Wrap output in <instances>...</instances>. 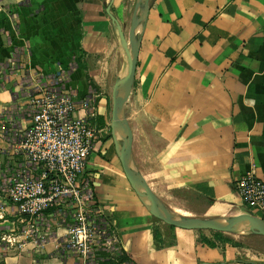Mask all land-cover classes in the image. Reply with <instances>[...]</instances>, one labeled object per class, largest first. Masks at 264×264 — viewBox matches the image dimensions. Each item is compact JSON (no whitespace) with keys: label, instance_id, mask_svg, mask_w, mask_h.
<instances>
[{"label":"crops","instance_id":"obj_1","mask_svg":"<svg viewBox=\"0 0 264 264\" xmlns=\"http://www.w3.org/2000/svg\"><path fill=\"white\" fill-rule=\"evenodd\" d=\"M110 1L0 0V115L41 76L58 72L79 99H92L100 141L87 171L124 264H264V252L255 256L208 238L213 247L196 230L157 220L126 178L111 129L109 82L122 78L128 57L106 11ZM136 3L112 0L126 36ZM149 6L124 115L133 132L131 163L177 217L244 214L236 182L250 171L264 180V0H150ZM19 161L0 136V264H84L67 250L59 219L44 229L45 243L27 239L19 248L4 240H24L4 191L6 168Z\"/></svg>","mask_w":264,"mask_h":264},{"label":"built area","instance_id":"obj_2","mask_svg":"<svg viewBox=\"0 0 264 264\" xmlns=\"http://www.w3.org/2000/svg\"><path fill=\"white\" fill-rule=\"evenodd\" d=\"M94 119L92 99H79L61 72L41 76L17 107L0 115V136L21 157L6 168L4 191L21 218L19 235L24 240L9 235L4 238L8 244L21 248L27 239L45 243L44 229L59 219L66 226L67 250L84 264L122 256L118 235L87 171L100 141ZM236 190L244 214L264 222V180L247 172Z\"/></svg>","mask_w":264,"mask_h":264},{"label":"water","instance_id":"obj_3","mask_svg":"<svg viewBox=\"0 0 264 264\" xmlns=\"http://www.w3.org/2000/svg\"><path fill=\"white\" fill-rule=\"evenodd\" d=\"M149 3L150 0H137L135 13L132 17L127 36L122 25L111 12L112 0L106 7V11L118 31L121 43L128 57V73L125 77L119 78L113 88L111 116V129L113 136L116 129H119L126 134L123 141L121 143H117L118 156L124 174L137 194L142 198L149 199L151 203L149 206L151 214L157 220L163 222L166 225L188 231L199 230L228 233L231 232L234 225L240 221H244L248 224V231H250L252 234L264 237V222L251 214H241L227 217L220 221L184 216L169 217L167 209L151 190L146 178L137 169H135L131 163L133 132L127 118L122 115V107L123 104L125 105V102L129 98L134 87L138 54L140 50V38L136 35V28L139 25L142 26L146 21L150 10ZM138 186H140L143 191L138 189Z\"/></svg>","mask_w":264,"mask_h":264},{"label":"rangeland","instance_id":"obj_4","mask_svg":"<svg viewBox=\"0 0 264 264\" xmlns=\"http://www.w3.org/2000/svg\"><path fill=\"white\" fill-rule=\"evenodd\" d=\"M125 65V64H124ZM120 67H117V69H119ZM123 68V71H121V75H123L124 73V70L126 68V65L125 67H121V70ZM127 68H128V61H127ZM118 80V77H117V74H115L114 76V82H109V92L110 94H112V91H113V87L115 85V83L117 82ZM129 104V98L126 100L125 102V105L123 104V107H122V115H125L126 112L128 111V105ZM214 233H217V232H211V231H199V230H196L195 231V237H197V239L201 240L202 238H210L214 241H216L217 244H221L223 245V243L220 241L222 239L220 238H217L215 236ZM224 236L223 238H230L232 239L233 241H235L237 244H240V246L242 247H246L248 250L250 249L251 251V254L252 255H255V256H258V254L264 252V238L263 237H260L259 235H256V234H252L250 231H247L246 234H243V233H238V234H234L232 232H228V233H222Z\"/></svg>","mask_w":264,"mask_h":264},{"label":"bare ground","instance_id":"obj_5","mask_svg":"<svg viewBox=\"0 0 264 264\" xmlns=\"http://www.w3.org/2000/svg\"><path fill=\"white\" fill-rule=\"evenodd\" d=\"M141 25H139L137 28H136V35L138 34V33H140L141 32ZM128 69L129 68H127V66H126V68H125V70H124V73H123V75H121V77L123 78V77H125L126 75H127V73H128ZM130 110V109H129ZM129 112V111H128ZM125 136H126V134L123 132V131H121V130H119V129H116V131H115V134H114V137H115V139L117 140V142L118 143H121L122 141H123V139L125 138ZM138 189H140L141 191H143V189L140 187V186H138ZM144 200H145V202L147 203V205H151V203H150V201H149V199L148 198H144ZM168 206V205H167ZM169 207V206H168ZM173 208V207H172ZM169 209H170V207H169ZM176 210V212H177V208L175 209ZM178 211H180V210H178ZM188 213V212H187ZM232 213V212H231ZM185 216H187V217H189V213L188 214H185V213H183ZM233 214V213H232ZM230 215V214H229ZM234 215V214H233ZM240 215V214H239ZM168 216L169 217H174L175 216V214L173 213V211L171 212V211H168ZM191 216V215H190ZM196 217V216H195ZM193 218H194V216H193ZM248 224L246 223V222H244V221H240V222H238L236 225H234L233 226V228H232V230H231V232L232 233H234V234H238V233H243V234H246V232L248 231Z\"/></svg>","mask_w":264,"mask_h":264},{"label":"trees","instance_id":"obj_6","mask_svg":"<svg viewBox=\"0 0 264 264\" xmlns=\"http://www.w3.org/2000/svg\"><path fill=\"white\" fill-rule=\"evenodd\" d=\"M215 234V236L217 237V238H220V239H222V240H220L222 243H223V245H226V244H231V245H233V246H240V244H237L235 241H233L232 239H230V238H223V234L222 233H214ZM201 241L202 242H204V243H207V244H209V245H211V246H215V242L214 241H211L210 239H208V238H202L201 239ZM128 261V259H127V257L125 256V255H123L122 257H119V258H117V260H114V261H112V263L111 264H124L125 262H127Z\"/></svg>","mask_w":264,"mask_h":264}]
</instances>
